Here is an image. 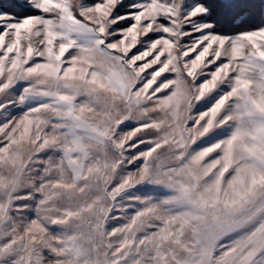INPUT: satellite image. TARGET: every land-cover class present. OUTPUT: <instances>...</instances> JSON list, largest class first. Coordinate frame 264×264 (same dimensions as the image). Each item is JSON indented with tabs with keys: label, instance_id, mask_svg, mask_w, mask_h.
I'll return each instance as SVG.
<instances>
[{
	"label": "snow or ice",
	"instance_id": "snow-or-ice-1",
	"mask_svg": "<svg viewBox=\"0 0 264 264\" xmlns=\"http://www.w3.org/2000/svg\"><path fill=\"white\" fill-rule=\"evenodd\" d=\"M0 264H264V0H0Z\"/></svg>",
	"mask_w": 264,
	"mask_h": 264
},
{
	"label": "rangeland",
	"instance_id": "rangeland-1",
	"mask_svg": "<svg viewBox=\"0 0 264 264\" xmlns=\"http://www.w3.org/2000/svg\"><path fill=\"white\" fill-rule=\"evenodd\" d=\"M15 114V113H13ZM136 125L134 122H130L127 127L123 128L122 131H130L132 128H134Z\"/></svg>",
	"mask_w": 264,
	"mask_h": 264
}]
</instances>
